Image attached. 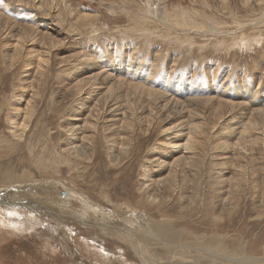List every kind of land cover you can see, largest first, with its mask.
<instances>
[{"label": "rangeland", "instance_id": "1", "mask_svg": "<svg viewBox=\"0 0 264 264\" xmlns=\"http://www.w3.org/2000/svg\"><path fill=\"white\" fill-rule=\"evenodd\" d=\"M263 121L264 0H0V192L68 202L0 199V264H143L144 230L150 264H264Z\"/></svg>", "mask_w": 264, "mask_h": 264}, {"label": "bare ground", "instance_id": "2", "mask_svg": "<svg viewBox=\"0 0 264 264\" xmlns=\"http://www.w3.org/2000/svg\"><path fill=\"white\" fill-rule=\"evenodd\" d=\"M248 1V0H247ZM250 8V7H249ZM194 20V19H193ZM167 24V23H166ZM61 25V24H60ZM6 27V26H5ZM29 28V27H28ZM9 29V28H8ZM27 29V28H26ZM25 29V30H26ZM24 30V31H25ZM28 30V29H27ZM71 30V29H70ZM9 32V31H8ZM58 32V31H57ZM71 32V31H70ZM19 33H21V32H19ZM28 33V32H27ZM56 33V32H55ZM59 33V32H58ZM74 33V32H73ZM39 34H40V32H39ZM33 35V34H32ZM41 35H42V33H41ZM36 36V35H35ZM53 36V35H52ZM22 35H19L18 34V40H17V43L15 44L16 45V47H18L19 45H20V43H21V40H22ZM47 37V36H46ZM45 37V38H46ZM48 37L50 38V35H48ZM42 39V38H41ZM51 39H52V41H49L50 42V45H48V46H50L49 47V49L50 50H55V49H57V44H58V42H59V40L58 39H56V38H54V37H51ZM50 39V40H51ZM241 39V38H240ZM49 39H47L46 41H48ZM34 43V42H33ZM22 45V44H21ZM47 45V44H46ZM46 48H47V46H46ZM96 49V48H95ZM16 50H17V48H16ZM49 51V50H48ZM80 54V53H79ZM82 55V54H81ZM49 57V56H48ZM83 57V56H82ZM41 59V58H40ZM98 74V73H97ZM97 76V75H96ZM97 77H99V76H97ZM96 77V78H97ZM103 77V76H102ZM101 78V77H100ZM115 78V77H114ZM98 79V78H97ZM103 79V78H102ZM101 79V80H102ZM105 79V78H104ZM106 79H107V77H106ZM118 79V78H117ZM100 80V81H101ZM118 81V80H117ZM99 82V81H98ZM106 82V81H105ZM120 81H118V82H116V84H115V82L114 83H112V86H110L109 88H108V90L106 91V93L107 92H110V91H112L113 89H114V87H116L117 85H118V83H119ZM122 82V81H121ZM124 82V81H123ZM100 83V82H99ZM102 83V82H101ZM125 83V82H124ZM129 84V83H128ZM128 84H127V87H129L128 86ZM111 85V84H110ZM124 85V84H123ZM122 86V85H121ZM133 86V85H132ZM135 86V85H134ZM137 86V85H136ZM125 87V86H124ZM124 87H121V88H123L124 89ZM119 88H120V84H119ZM118 88V89H119ZM126 88V87H125ZM131 87H129V89H130ZM132 88H134V87H132ZM131 88V89H132ZM127 89V88H126ZM125 92V91H124ZM134 92H136V91H133V93ZM106 93H104V95L106 94ZM158 93V92H157ZM122 94H123V92H122ZM121 94V95H122ZM137 94L140 96L139 98H142L143 96H145L146 98H148V99H152V101H153V99L155 100V97L156 98H158V94L156 95V93L153 91V90H149V91H142L141 93H138L137 92ZM103 95V96H104ZM118 95V94H117ZM131 95L132 94H130L129 93V91H127L126 92V94H125V98H128L129 96L131 97ZM120 96V95H119ZM135 96V95H134ZM137 96V95H136ZM160 96V95H159ZM122 97V96H121ZM138 97V96H137ZM117 98H120V97H116V99ZM123 99V98H122ZM121 99V100H122ZM143 99V98H142ZM141 99V100H142ZM115 100V99H114ZM120 100V99H119ZM119 100H117V101H119ZM126 100V99H125ZM138 100H140V99H138ZM140 100V101H141ZM145 100V99H144ZM205 100V99H204ZM211 100V99H210ZM123 101H124V99H123ZM197 101H202V100H196L195 102L197 103ZM209 101V100H208ZM121 102V101H120ZM127 102H129V99H128V101ZM143 102V101H142ZM146 102H148L147 101V99H146ZM167 102H169V101H167ZM211 102V101H210ZM213 102V101H212ZM221 102H223V103H226V102H224V101H221ZM151 103H153V102H151L150 101V104ZM205 104H206V101L204 102ZM220 103V102H219ZM218 103V104H219ZM198 104V103H197ZM200 104V103H199ZM215 104V103H214ZM222 104V103H221ZM231 104V103H230ZM236 104V103H235ZM235 104H233L232 103V105H235ZM121 105V104H120ZM223 105V104H222ZM126 106V104L124 103V107ZM146 106V105H145ZM148 106V105H147ZM117 107V106H116ZM115 107V108H116ZM144 107V106H143ZM150 107H151V105H150ZM163 107V106H162ZM234 107V106H233ZM263 107V106H262ZM123 107L121 106V107H118V114L117 115H120V114H122L123 113V115H125V110H124V108H123V111H121V109H122ZM164 108V107H163ZM235 108V107H234ZM111 109V108H110ZM114 109V108H113ZM128 109V108H127ZM245 109V108H244ZM243 109V110H244ZM258 109V108H257ZM112 110V109H111ZM116 110V109H115ZM247 110H248V108H247ZM152 111H153V108H152ZM263 111V110H262ZM116 115V116H117ZM192 115V114H191ZM223 115V114H222ZM253 115L254 116H256L257 118H258V115H260V110L258 109V110H254L253 111ZM221 116V115H220ZM125 118V117H124ZM222 118V117H221ZM263 118V117H262ZM127 119V118H126ZM220 119V118H219ZM257 119L256 118H252L251 119V122H250V124L252 125V126H255L256 125V128H261V126H259V127H257ZM260 121H262V120H259V122ZM264 122V121H263ZM199 123H203V122H199ZM193 125H194V123H192ZM192 124H190V126H189V132H188V134H189V138H188V141H187V143H192V140H193V138L192 137H195V135H193V134H196L197 133V130H198V127H200L199 125H198V123H196V125H198V126H196V125H194V126H192ZM249 124V123H248ZM259 124V123H258ZM202 125V124H201ZM204 125V124H203ZM246 125V124H245ZM260 125H261V123H260ZM247 126H249V125H247ZM201 128H202V126H201ZM245 130V129H244ZM252 130V129H251ZM253 131V130H252ZM246 132V131H245ZM243 133V132H242ZM254 133V132H253ZM257 133V132H256ZM260 133H262V132H260ZM244 134V133H243ZM242 134V135H243ZM247 134V133H246ZM255 134V133H254ZM263 134V133H262ZM260 135V134H259ZM251 136V135H250ZM261 136V135H260ZM244 137V136H243ZM258 139H260V137H258L257 138V140ZM254 141H256V140H254ZM241 142V141H240ZM258 142V141H257ZM253 144H254V142H253ZM45 186H49L48 184H43L41 187H38V185H33V184H31L30 182H28V183H22L21 184V186L20 187H18L17 186V188L15 187V189L14 190H5V191H1L0 192V195H4L3 197H1L0 196V199H3L4 200V204H5V206L6 207H9V208H13L12 210H16V211H18V206H20L19 205V203L18 202H21V203H23V201H26V203L27 204H31V205H34L33 203H31L30 202V200L29 199H26V198H23V196H25L26 194L28 195V194H32V196L31 197H33L34 199L35 198H40V200L39 201H43V199H45L44 198V196H40V195H42V194H44V193H39V192H36V190H38V189H46L47 187H45ZM38 187V188H37ZM56 190H58V188L56 187V186H52V189L49 191V189H47V192H45L46 194H44L45 195V197L47 196V199L46 200H50L49 202H51V201H53V202H56L57 204H58V206L60 207H63L62 209H64V208H68V202H66L65 201V199H63V197L61 198V197H57V198H55V193H57V191ZM20 191H22V192H25L24 194H18L17 196H16V193H18V192H20ZM5 192V193H4ZM31 192V193H30ZM44 192V191H43ZM38 193H39V195H38ZM72 194L73 195H71V199L73 200V199H76V197L78 198V196H81L80 194H78V193H76V192H73L72 191ZM22 196V197H21ZM57 196V195H56ZM42 199V200H41ZM82 199V198H81ZM36 200V199H35ZM45 200V201H46ZM38 201V200H37ZM38 201V202H39ZM53 202H51V203H53ZM63 202H65V204L63 203ZM45 203V202H44ZM63 203V204H62ZM52 205V204H51ZM70 205V204H69ZM56 206V205H55ZM47 207H48V205H47ZM54 207V206H53ZM26 208H29V207H26ZM34 209H35V207H34ZM31 210H33V209H31ZM57 210V209H56ZM59 210V209H58ZM69 210H71V209H69ZM73 210V209H72ZM77 210V209H76ZM99 211V210H98ZM58 212V211H57ZM67 212V211H66ZM79 212V211H78ZM77 212V213H78ZM88 212V211H87ZM46 213H48V211L46 212ZM63 214V213H62ZM50 216V215H49ZM70 218V217H69ZM79 219V218H78ZM125 219V218H124ZM132 222V221H131ZM139 222V221H138ZM133 223V222H132ZM117 224H118V222H117ZM120 224V223H119ZM119 224H118V226H119ZM93 225V224H92ZM117 226V225H116ZM138 226V225H137ZM145 225L144 224H142V226H141V228L142 227H144ZM95 227H97V226H95ZM113 227H115V226H113ZM132 227V226H131ZM140 228V227H139ZM117 229V228H116ZM137 229V228H136ZM144 229V228H143ZM119 230V229H118ZM161 231V230H160ZM114 232V231H113ZM120 232V231H119ZM127 232V231H126ZM131 232V231H130ZM155 232H157V230H155ZM163 232V231H162ZM111 233V232H110ZM125 233V232H124ZM120 235H122V234H120ZM165 235H166V232H163V234L162 233H160V236H162V237H165ZM145 236V237H144ZM146 236L147 237H153V235L152 234H150V233H148L147 232V230L145 231L144 230V232H134L133 233V236H129V239H127V241L130 243V245H131V247H132V249L134 250V252L136 253V254H138L139 255V257L141 258V263H143V264H150V259H149V257H146V255H145V253H144V244H143V241H145V238H146ZM127 237V236H126ZM162 246H165L164 244L162 245ZM197 247V246H196ZM202 248V247H201ZM167 250V249H166ZM153 251V250H152ZM183 251V250H182ZM200 251V250H199ZM146 252H148V254H149V251H147V249H146ZM166 252H169L170 254L171 253H174V251H171V250H168V251H166ZM178 252V251H177ZM184 252V251H183ZM134 253V254H135ZM157 253V252H156ZM153 254V253H152ZM180 254H181V252H180ZM127 255V254H126ZM163 255V253L161 254V256ZM175 255H177L176 253L174 254V257H175ZM183 255H184V253H183ZM149 256V255H148ZM173 256V255H172ZM181 256V255H180ZM183 257V256H182ZM187 257H188V255H187ZM169 258H170V256H169ZM168 258V259H169ZM164 259V258H163ZM187 259V258H186ZM167 260V259H166ZM172 260V259H171ZM170 259H169V261H171ZM174 260V259H173ZM172 260V261H173ZM178 260H180V259H178ZM190 260V259H189ZM202 260V259H201ZM156 261V260H155ZM158 261V260H157ZM184 261V260H183ZM174 262V261H173ZM177 262V261H176ZM180 262V261H179ZM157 263V262H156ZM160 263V262H159ZM190 263V262H189ZM189 263H183V262H181V263H175V264H189ZM153 264V263H152ZM167 264V263H166ZM174 264V263H173ZM195 264V263H194Z\"/></svg>", "mask_w": 264, "mask_h": 264}]
</instances>
